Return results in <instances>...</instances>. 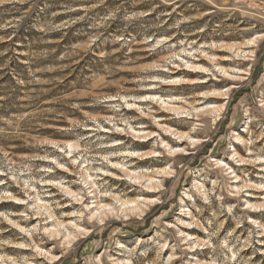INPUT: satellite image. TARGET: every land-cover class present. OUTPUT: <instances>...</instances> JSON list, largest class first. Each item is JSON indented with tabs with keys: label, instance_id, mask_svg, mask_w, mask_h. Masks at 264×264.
Listing matches in <instances>:
<instances>
[{
	"label": "rangeland",
	"instance_id": "obj_1",
	"mask_svg": "<svg viewBox=\"0 0 264 264\" xmlns=\"http://www.w3.org/2000/svg\"><path fill=\"white\" fill-rule=\"evenodd\" d=\"M0 255L264 264V0H0Z\"/></svg>",
	"mask_w": 264,
	"mask_h": 264
},
{
	"label": "bare ground",
	"instance_id": "obj_2",
	"mask_svg": "<svg viewBox=\"0 0 264 264\" xmlns=\"http://www.w3.org/2000/svg\"><path fill=\"white\" fill-rule=\"evenodd\" d=\"M226 60V59H225ZM223 61H224V59H223ZM199 67V66H198ZM196 68V67H195ZM194 68V69H195ZM199 68H202V67H199ZM225 73H227V70L226 69H224V68H221ZM201 70V69H200ZM172 73H179V71H173ZM200 73H202L201 71H188V72H185V76L186 77H188L189 79H190V81H187V82H184L183 84H189V85H197V84H204L206 81H204V79L203 78H201V77H199V74ZM197 79H203V80H201V81H199V80H197ZM211 80V79H210ZM183 82V81H182ZM219 82H222V81H220V79H219ZM228 93H225L224 95H227ZM223 95V96H224ZM222 96H210V99H215V100H217V99H219V98H221ZM225 98H226V96H225ZM183 107L181 106V107H171L170 108V110H173L174 112L176 111V112H179V111H182V110H184V109H182ZM217 108H219V107H217ZM162 120H168V119H162ZM160 126H162V125H160ZM161 128V127H160ZM162 129L164 130V131H168V130H170V131H172V129L170 128V127H163L162 126ZM176 130V129H175ZM139 132H141V131H139ZM153 132H150V133H147V134H143V135H138V137L139 138H146L147 136H150L151 134H152ZM172 133H174V134H176V135H178V137H179V139H180V142L181 143H184V142H186V139H193L187 132L186 133H182V132H178V131H172ZM152 136V135H151ZM148 138V137H147ZM149 138H152V137H149ZM148 138V139H149ZM162 143H165L167 146H170V144H169V142H166V139H162ZM171 148H173L172 146H170ZM141 154V153H140ZM139 153L138 154H133V156H132V158L134 159V158H137L139 161H143L144 159H147V158H149V156H148V154H150V152L149 153H145V154H141L140 155ZM177 154H179V153H176V152H174V155H177ZM159 156H161V155H159ZM243 161V160H242ZM118 165H119V163H118ZM231 168V167H230ZM120 172V171H119ZM161 172H164V174L166 173H169V172H167V171H164V170H162V171H157L156 172V174L157 175H159V173H161ZM233 172H235V171H233ZM155 174V175H156ZM133 179H135V180H139V183H142V181H140V180H146V181H148L149 182V184L147 185V188H149V189H153V188H156L157 186H159L158 185V183L157 184H155L154 183V180H155V177L154 176H150L149 175V173L148 174H146V173H142V174H139L138 172H134V173H132V174H129ZM89 176H91V175H89ZM107 177H111L112 179H119L120 178V175L118 174V173H112L111 175H107ZM68 192V191H67ZM150 192H153V191H150V190H148V193H150ZM70 193H72V192H70ZM73 193H74V191H73ZM75 195H77V194H75ZM94 197H97V195L95 194L94 195ZM16 199H18V198H16ZM115 199H117V200H119L120 202H121V205L124 207V211H133V210H140V208H141V200L140 199H137V200H133V201H123L122 199H120V198H115ZM18 200H20V199H18ZM42 201V200H41ZM43 202V201H42ZM38 203L37 204V207L38 208H44L45 210H47V211H49V208L46 206V204L45 203ZM143 202H145V203H148V202H153V200L152 199H149V198H144L143 199ZM93 203L95 204V205H93L92 207H90L89 206V204H87L86 205V207H87V209L89 210V211H91V213H92V211L94 210V209H98V210H101L102 212L101 213H99V215H106L107 214V212L108 211H110V212H113V211H116L117 210V208L115 207V208H111V204H109V203H106V204H101L100 202H98L97 200L96 201H93ZM18 205H21V204H23V203H17ZM147 205V204H146ZM65 206H67V205H65ZM108 208H109V210H108ZM49 214H50V217L51 218H54V214L52 213V212H49ZM16 216V215H15ZM18 216H21V215H18ZM92 216H98V214H93ZM10 219V218H9ZM54 222H55V226H56V228L57 229H52V230H50L49 228H46V232L47 233H49L50 234V236L51 237H57V239L60 237V236H63L67 241H71L75 236L74 235H72V231L70 230V232L69 233H65L64 232V228L65 229H69L68 228V225H74V227H76V228H78V229H80L81 227L78 225V224H71V223H69V224H65V223H63V222H58V221H56L55 219H54ZM20 228H22V229H24L22 226H19ZM59 227V228H58ZM64 227V228H63ZM63 228V229H62ZM35 246L36 247H38V245H36L35 244ZM12 247H14V246H12ZM8 248V247H7ZM6 248V249H7ZM21 249H23V248H21ZM23 250H25V249H23ZM9 259H11V257H9ZM51 259H53V257H51ZM0 260H1V262L2 263H4L5 261H6V258L5 257H3V256H1L0 255Z\"/></svg>",
	"mask_w": 264,
	"mask_h": 264
}]
</instances>
